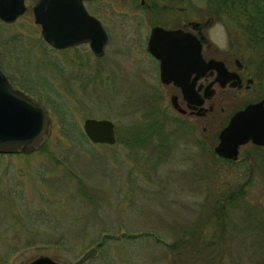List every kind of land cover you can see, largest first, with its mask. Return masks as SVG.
I'll list each match as a JSON object with an SVG mask.
<instances>
[{"label":"rangeland","instance_id":"1","mask_svg":"<svg viewBox=\"0 0 264 264\" xmlns=\"http://www.w3.org/2000/svg\"><path fill=\"white\" fill-rule=\"evenodd\" d=\"M34 1L25 0L13 22L0 21V70L45 109L51 125L42 150L0 154V264L38 255L61 264H201L190 253L178 259L166 244L194 226L206 238L218 235L213 211L221 204L220 264L236 261L239 246L247 249L240 264L264 260V245L253 246L255 239L264 244V149L246 144L238 163L220 160L198 129L168 126L179 120L168 99L152 97V63L131 62L141 56V35L115 19L100 58L87 44L54 49L33 22ZM229 23L235 42L246 39L249 30ZM63 112L81 137L76 130L61 136ZM84 118L111 120L115 142L90 143Z\"/></svg>","mask_w":264,"mask_h":264},{"label":"flooded vegetation","instance_id":"2","mask_svg":"<svg viewBox=\"0 0 264 264\" xmlns=\"http://www.w3.org/2000/svg\"><path fill=\"white\" fill-rule=\"evenodd\" d=\"M81 2L86 12L99 22L107 38L115 29L112 27L115 19L121 22L123 30L131 29L132 33L142 36L141 56L131 62L152 63L151 73L155 82L152 97L168 99L166 108L179 120L175 122L172 119L168 126L172 129L175 124L185 126L187 133L198 129L202 145L210 147V152L220 160L232 164L239 162L241 147L246 144L264 149V146L248 141L238 147L235 160L216 155L213 151L219 141V133L237 110L259 101L264 105V36L255 38L250 35V26H242L241 21L229 16L220 0H201L198 5L191 0ZM228 22L236 24L235 28L242 33L249 30L246 39L244 36L235 42L236 34L230 33ZM215 26L220 28V34L215 32ZM155 27L177 34L170 42V36L163 32L150 51L147 40ZM185 33L197 41V52L194 51L195 44L189 42L190 36ZM253 39L263 42L254 44ZM215 41L222 43L221 46ZM159 62H170L164 68L165 81L160 77ZM232 91L242 94V97L234 100ZM155 114L159 116L157 112Z\"/></svg>","mask_w":264,"mask_h":264},{"label":"water","instance_id":"3","mask_svg":"<svg viewBox=\"0 0 264 264\" xmlns=\"http://www.w3.org/2000/svg\"><path fill=\"white\" fill-rule=\"evenodd\" d=\"M26 9L24 0H0V21L11 23ZM33 22L39 26L43 41L54 49L86 43L95 57L103 55L107 37L99 22L84 9L81 0H35L31 5ZM166 33L170 42L177 32L155 27L150 31L147 48ZM186 36L189 34L185 33ZM190 44L198 43L191 36ZM169 42V43H170ZM192 49V45H190ZM170 62H159L160 77ZM215 65V63H214ZM50 119L45 109L27 94L13 86L0 70V154H27L42 146L50 132ZM81 129L93 144H113L114 124L107 118H84ZM251 142L264 146L263 101L249 103L237 110L219 133L213 147L216 155L237 159L238 147ZM23 264H61L46 255H38ZM74 264V263H70Z\"/></svg>","mask_w":264,"mask_h":264},{"label":"trees","instance_id":"4","mask_svg":"<svg viewBox=\"0 0 264 264\" xmlns=\"http://www.w3.org/2000/svg\"><path fill=\"white\" fill-rule=\"evenodd\" d=\"M222 6L229 5L231 9H235L240 13L238 16L241 21L242 26H250L252 29L249 31V34L255 36L258 35L264 36V0H220ZM254 44L263 42V40H254L252 41ZM64 115H60L58 121L62 124V134L61 136L65 138H71L68 136V132H72L76 130L77 133L82 136V133L75 127L70 118L63 112ZM149 119V118H148ZM74 140V139H73ZM43 147L40 148L42 150ZM239 191H234L232 193L227 194L223 198L224 203H232L234 201V196L239 195ZM226 207L222 204L213 211V214H216L215 223L218 224L219 231L218 235L216 234L214 237L209 236L208 238L204 237L199 230L196 231L195 226L193 227V231L187 236L182 235L181 237L174 240V242L166 244L170 251H176L174 254L177 255V258L180 259V256H185V254L190 253V257L192 256L194 259L200 261L201 264H220L221 257L218 254V250L222 246H224V237L223 233L226 227L225 217L226 215ZM247 229V228H246ZM192 230V229H191ZM222 234V237H221ZM203 237H202V236ZM253 243V246L264 245L259 242L258 239ZM244 246H239V251L237 254V260L232 261L231 259L227 260V262L240 264V256H245L247 253V249H243ZM227 249V248H226ZM225 250V249H224ZM223 250V251H224ZM228 250V249H227ZM226 250V251H227ZM227 253V252H226ZM175 257V256H174ZM183 264V263H182ZM226 264V263H223ZM255 264H264V260L255 262Z\"/></svg>","mask_w":264,"mask_h":264}]
</instances>
